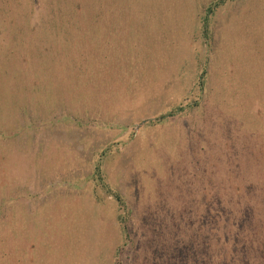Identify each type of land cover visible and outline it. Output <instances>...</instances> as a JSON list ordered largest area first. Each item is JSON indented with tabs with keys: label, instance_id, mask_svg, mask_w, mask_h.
<instances>
[{
	"label": "rangeland",
	"instance_id": "374dc122",
	"mask_svg": "<svg viewBox=\"0 0 264 264\" xmlns=\"http://www.w3.org/2000/svg\"><path fill=\"white\" fill-rule=\"evenodd\" d=\"M0 264H264V0H0Z\"/></svg>",
	"mask_w": 264,
	"mask_h": 264
}]
</instances>
